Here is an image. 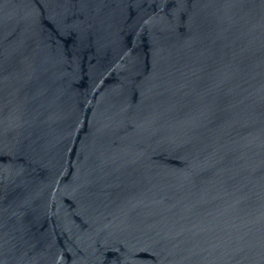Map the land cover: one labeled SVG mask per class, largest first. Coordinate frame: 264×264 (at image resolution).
I'll return each instance as SVG.
<instances>
[{
	"label": "water",
	"instance_id": "1",
	"mask_svg": "<svg viewBox=\"0 0 264 264\" xmlns=\"http://www.w3.org/2000/svg\"><path fill=\"white\" fill-rule=\"evenodd\" d=\"M0 264H264V0H0Z\"/></svg>",
	"mask_w": 264,
	"mask_h": 264
}]
</instances>
